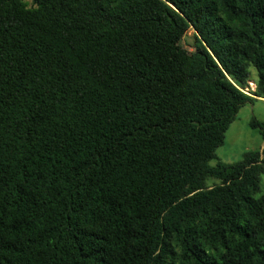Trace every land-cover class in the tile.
Returning <instances> with one entry per match:
<instances>
[{
    "label": "trees",
    "instance_id": "trees-1",
    "mask_svg": "<svg viewBox=\"0 0 264 264\" xmlns=\"http://www.w3.org/2000/svg\"><path fill=\"white\" fill-rule=\"evenodd\" d=\"M258 98L264 0H0V264H264Z\"/></svg>",
    "mask_w": 264,
    "mask_h": 264
},
{
    "label": "rangeland",
    "instance_id": "rangeland-1",
    "mask_svg": "<svg viewBox=\"0 0 264 264\" xmlns=\"http://www.w3.org/2000/svg\"><path fill=\"white\" fill-rule=\"evenodd\" d=\"M29 7L32 6V0H23ZM194 31L189 29L180 41V46L187 51H193ZM253 79L255 71L252 70V79L243 88L245 94L252 96L254 90ZM264 123V99L258 98L252 103L242 106L234 121L229 125L224 134L222 145L216 150L215 159L210 161L214 166L217 162L235 163L241 160L242 155L247 151L260 150L263 146V138L258 129L249 126L252 119ZM210 184V182H209ZM264 194V172L260 176V191L255 195L259 197Z\"/></svg>",
    "mask_w": 264,
    "mask_h": 264
},
{
    "label": "built area",
    "instance_id": "built-area-1",
    "mask_svg": "<svg viewBox=\"0 0 264 264\" xmlns=\"http://www.w3.org/2000/svg\"><path fill=\"white\" fill-rule=\"evenodd\" d=\"M253 85H254V84H253ZM245 89H246V88H245ZM240 91L243 92V93H245V92L243 91V89H240Z\"/></svg>",
    "mask_w": 264,
    "mask_h": 264
}]
</instances>
